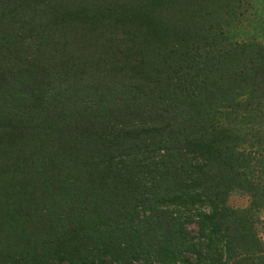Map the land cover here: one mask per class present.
Listing matches in <instances>:
<instances>
[{
	"label": "trees",
	"instance_id": "trees-1",
	"mask_svg": "<svg viewBox=\"0 0 264 264\" xmlns=\"http://www.w3.org/2000/svg\"><path fill=\"white\" fill-rule=\"evenodd\" d=\"M263 43L264 0H0V264H264Z\"/></svg>",
	"mask_w": 264,
	"mask_h": 264
},
{
	"label": "rangeland",
	"instance_id": "rangeland-1",
	"mask_svg": "<svg viewBox=\"0 0 264 264\" xmlns=\"http://www.w3.org/2000/svg\"><path fill=\"white\" fill-rule=\"evenodd\" d=\"M264 44V43H263ZM228 206L231 208V209H234V210H245L248 205H249V200L244 197V196H241L239 194H235V193H232L229 197H228ZM261 216V219L262 217L264 218V213H262ZM190 229L192 231L195 230V227L194 226H191ZM259 237L260 239L264 242V225L263 226H260L259 228Z\"/></svg>",
	"mask_w": 264,
	"mask_h": 264
}]
</instances>
